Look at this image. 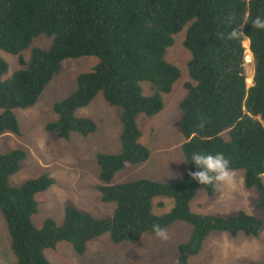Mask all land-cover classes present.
Instances as JSON below:
<instances>
[{"label": "trees", "instance_id": "1", "mask_svg": "<svg viewBox=\"0 0 264 264\" xmlns=\"http://www.w3.org/2000/svg\"><path fill=\"white\" fill-rule=\"evenodd\" d=\"M258 14L264 15V0H0V51L17 56L20 65L4 80L9 65L0 58V137L21 135L14 111L36 106L69 59L100 62L77 78L73 94L55 104L57 120L47 125L48 133L62 140L72 134H95V121L76 112L99 94L110 106L122 109V152L97 156L101 201L116 204L109 217L98 219L68 206L60 225L47 219L36 227V196L56 181L43 174L11 187L10 179L20 172L27 154L22 149L0 153V211L17 264H52L45 251L61 243L84 256L89 244L105 235L115 244L138 242L145 234L155 235L153 224L166 230L177 222L192 227L189 241L179 246L171 264H191L213 233L260 236L264 220L245 211L228 217L193 213L190 203L199 191L214 198L217 186H202L189 175L196 170L190 162L193 152H222L235 172H244L245 188L258 191L256 208L264 209V31L251 24ZM238 25L246 36L227 39ZM185 29L194 84L186 85L176 128L184 137L187 170L178 183L141 179L113 184L118 173L151 158L150 149L141 142L138 118L159 115L164 95L180 79V70L165 56L174 37ZM40 36L52 39L50 48L33 47L27 61L22 53ZM249 56L254 72L251 86ZM144 84L150 85L149 96ZM160 199L171 200L173 206L157 215L154 206ZM157 206L165 208L164 203Z\"/></svg>", "mask_w": 264, "mask_h": 264}, {"label": "rangeland", "instance_id": "2", "mask_svg": "<svg viewBox=\"0 0 264 264\" xmlns=\"http://www.w3.org/2000/svg\"><path fill=\"white\" fill-rule=\"evenodd\" d=\"M185 36L186 29L174 37L173 46L166 51V61L180 70L181 77L174 84L172 92L164 95L163 111L153 118L144 115L138 118L142 132L141 142L150 149L151 158L146 163L118 173L112 181L113 184L141 179L178 183L187 170L182 152L184 137L176 128V123L181 117L180 104L187 96L186 85L194 84L188 69L191 54L184 46ZM51 44V38L40 36L22 55L30 61L33 47L47 50ZM246 47L249 48V43H246ZM0 58L9 65L4 80L20 69L17 56L0 51ZM99 62L98 58L66 60L62 72L46 87L36 106L14 111L21 135L6 133L0 137V153L22 149L27 154L20 172L10 179L11 187L20 186L43 174H50L56 181L49 190L36 196L38 213L33 217L36 227H41L47 219H52L60 225L68 206L98 219L114 213L115 203L101 201L97 156L117 155L122 152V109L110 106L102 94H99L88 107L76 112L78 117L95 121V134L88 137L72 134L69 140H62L46 131L47 125L57 120L55 104L73 94L77 90V78L90 72ZM247 73L248 85L251 86L253 66H249ZM143 88L144 94L149 96L150 85L144 84ZM223 135L229 140L227 131ZM235 177L233 186H217L214 198H209L205 190H200L190 203L191 211L198 215L216 217H228L245 211L264 220V209L256 208L258 191L245 188L244 172L236 171ZM159 203H164L165 208H159ZM172 206L171 200H157L154 213L162 215L169 212ZM167 232L170 237L167 241H161L152 234H145L138 242L115 244L109 235H105L90 243L84 256H78L68 243H61L55 249L46 250L45 255L52 264H171L178 255L179 246L189 241L192 227L177 222L169 227ZM0 264H17L1 211ZM191 264H264V227L258 238H248L244 235L232 238L227 233L211 234L205 240L200 254L192 258Z\"/></svg>", "mask_w": 264, "mask_h": 264}, {"label": "clouds", "instance_id": "3", "mask_svg": "<svg viewBox=\"0 0 264 264\" xmlns=\"http://www.w3.org/2000/svg\"><path fill=\"white\" fill-rule=\"evenodd\" d=\"M252 27L259 31H264V15H257L251 22ZM243 26L228 32L227 39H240L246 36L242 31ZM190 162L195 166V171H190L192 180L198 184L209 186L231 187L236 182L235 172L231 168V161L222 152H193ZM151 230L161 241H167L170 237L167 230L160 224H153Z\"/></svg>", "mask_w": 264, "mask_h": 264}, {"label": "bare ground", "instance_id": "4", "mask_svg": "<svg viewBox=\"0 0 264 264\" xmlns=\"http://www.w3.org/2000/svg\"><path fill=\"white\" fill-rule=\"evenodd\" d=\"M247 64L249 65V66H252L253 65V59H252V57H247Z\"/></svg>", "mask_w": 264, "mask_h": 264}, {"label": "water", "instance_id": "5", "mask_svg": "<svg viewBox=\"0 0 264 264\" xmlns=\"http://www.w3.org/2000/svg\"><path fill=\"white\" fill-rule=\"evenodd\" d=\"M263 183H264V176L262 177Z\"/></svg>", "mask_w": 264, "mask_h": 264}]
</instances>
